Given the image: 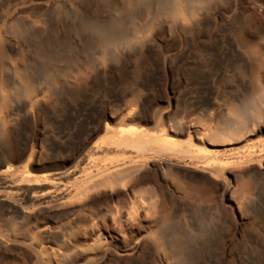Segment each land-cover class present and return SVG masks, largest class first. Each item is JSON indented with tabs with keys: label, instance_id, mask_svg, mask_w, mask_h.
<instances>
[{
	"label": "rangeland",
	"instance_id": "1",
	"mask_svg": "<svg viewBox=\"0 0 264 264\" xmlns=\"http://www.w3.org/2000/svg\"><path fill=\"white\" fill-rule=\"evenodd\" d=\"M160 1L0 0V264H175L178 242L189 264H264V0L193 30ZM138 200L139 232L75 239Z\"/></svg>",
	"mask_w": 264,
	"mask_h": 264
},
{
	"label": "bare ground",
	"instance_id": "2",
	"mask_svg": "<svg viewBox=\"0 0 264 264\" xmlns=\"http://www.w3.org/2000/svg\"><path fill=\"white\" fill-rule=\"evenodd\" d=\"M161 1H162V3H161L160 10L162 11L164 17L165 16L179 17L181 20H183L186 23L188 28L193 30L197 25H200V24L203 25L204 23L207 24L209 22V19L207 18L206 14L212 10L214 4L218 0H174V3L171 7L165 6V4H166L165 2H167V1H165V0H161ZM203 16H205V17L203 18ZM237 17L238 18H234V20L238 21L239 16L237 15ZM259 23L262 27H264V17L263 16L259 17ZM98 29H99L98 31H100L99 33L101 34V37L107 41H110L113 44L118 43L121 40H125L123 33L119 32L117 30L116 25H108L106 27H102L101 29L100 28H98ZM171 37H172V35H171ZM4 41L2 40V37L0 35V72H1V68L3 65L4 59L7 55V51H8V45ZM39 54L42 57L45 65L51 64L52 55L50 53L45 52L43 49H40ZM24 79H26V78H24ZM257 93L260 97L256 100L252 99L251 101L248 102L249 104L264 102V93L261 90H257ZM204 98H205V95H199L198 97L195 98L194 102L195 103L202 102ZM191 107H193V106L191 105ZM97 111H98V109H97ZM90 112H91V110H90ZM161 136L168 137V133L166 131H164L163 134H161ZM115 169H116V167H115ZM28 171H30V170H28ZM101 173H103V172H101ZM86 175H87V173H86ZM119 175H121V174L115 173V172L109 173V174L102 176L93 185H86L83 187H77L76 188L77 194L80 197H84V195H88L92 189L96 188V186H99L101 184H105L107 182H111L113 180L120 178ZM39 180H41V178ZM79 200H80V198H79ZM142 201H143V199H142ZM135 202H134L135 205L133 207L124 208V209H121V210L116 211V212H110L109 213V211L105 210L106 208L102 209V210L100 209L91 218L84 219L88 223H85V224L83 222L80 223L79 233L75 232V235H74L75 239L79 240V238L81 236L80 234L85 230V233H84V234H86L85 236H87L88 238H92V242H90V244L92 246L99 247L103 244H113L115 242H118V240H120V234H122L124 237H130V236L134 235L136 232H139L141 229L138 228L136 222L142 223V221L144 219H146V217H144V210H145L144 206H145V204L144 203L142 204V202L139 200L135 201ZM110 216H115L118 219H120V226H117V227L116 226H110V227L106 226L105 221ZM90 220L92 221V223L89 222ZM76 233H78V234H76ZM176 247H177V251H178L177 253H178L179 257H177V260H176L177 262L175 264H189L190 256L186 255L185 252H183L184 243L178 242ZM44 255H46V257L49 259V261H52L53 259L62 257L59 250H53V251L45 250ZM103 263L104 262H102L101 264H103ZM21 264H27V262H21Z\"/></svg>",
	"mask_w": 264,
	"mask_h": 264
}]
</instances>
